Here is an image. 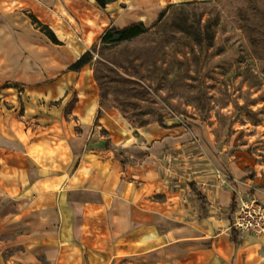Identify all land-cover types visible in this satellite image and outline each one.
<instances>
[{
  "label": "crops",
  "instance_id": "obj_1",
  "mask_svg": "<svg viewBox=\"0 0 264 264\" xmlns=\"http://www.w3.org/2000/svg\"><path fill=\"white\" fill-rule=\"evenodd\" d=\"M204 1L0 0V264H264V237L232 228L239 197L264 203V188L234 193L214 165L173 186L155 164L125 163L188 134L135 128L90 64L69 69L110 27Z\"/></svg>",
  "mask_w": 264,
  "mask_h": 264
},
{
  "label": "rangeland",
  "instance_id": "obj_2",
  "mask_svg": "<svg viewBox=\"0 0 264 264\" xmlns=\"http://www.w3.org/2000/svg\"><path fill=\"white\" fill-rule=\"evenodd\" d=\"M192 3L197 4L191 11V20L201 17L205 10L203 23L208 19L214 23V47L204 50L184 37L182 45L170 44L167 60L174 62L170 79L176 77V81L164 84L160 94L147 96V102H139L142 110L158 115L168 111L153 106L152 99L165 107L160 97H169L187 114L170 111L167 124L180 128L189 140L157 143L150 159L141 152L132 157L121 153L122 160L132 165L144 163L146 167L155 164L158 176L173 186H188L199 171L211 170L214 165L220 178L234 182V193H254L264 188V101L258 100L260 95L264 97V0ZM138 11L139 18L146 16L142 9ZM145 26L149 32L131 46L161 36L173 41L169 27L149 23ZM177 51L184 53L182 64L172 60L179 58ZM102 102L115 108L112 98ZM248 111L257 113V123L252 122ZM235 165L241 167L240 177L234 171Z\"/></svg>",
  "mask_w": 264,
  "mask_h": 264
},
{
  "label": "trees",
  "instance_id": "obj_3",
  "mask_svg": "<svg viewBox=\"0 0 264 264\" xmlns=\"http://www.w3.org/2000/svg\"><path fill=\"white\" fill-rule=\"evenodd\" d=\"M113 0H96L101 8H106L107 4ZM197 3H183L170 5L160 15L158 24L153 27L167 26L171 29V40L166 37H159L146 42L140 46L133 45L132 42L147 34L149 28L143 22L135 23L125 28L110 27L102 36L101 40L94 44L70 70H79L83 66L90 64L93 67V77L100 91L101 100L112 98L113 106L120 111L122 116L128 120L135 128H142L151 124H157L162 128H167V115L170 111L178 112L181 115L187 114L180 107L173 105L169 97H160L166 104L165 107L157 100L152 99L151 103L155 107L167 110L165 113L142 110L139 102H147V96L160 94L164 84H172L176 81L170 79L172 71L171 64L174 62L167 60V49L172 43L182 45L181 40L187 38L193 46L209 50L214 47L215 30L214 23L208 19L203 23V15L191 20V11ZM206 4V3H205ZM192 6V7H189ZM42 32L56 45H61L54 32L46 25H42L34 19ZM184 47H187L185 45ZM179 56L174 60L177 64H182L184 53L177 51ZM264 73V69H263ZM173 80V81H172ZM161 96V95H159ZM259 101H264L263 96L258 97ZM173 109V110H172ZM175 110V111H174ZM249 112L252 122L257 123L259 119L257 113ZM157 115L156 119H150ZM192 188L197 192L195 185ZM200 197L201 195L197 193ZM235 207V202L232 203ZM233 234L232 241L236 242Z\"/></svg>",
  "mask_w": 264,
  "mask_h": 264
},
{
  "label": "built area",
  "instance_id": "obj_4",
  "mask_svg": "<svg viewBox=\"0 0 264 264\" xmlns=\"http://www.w3.org/2000/svg\"><path fill=\"white\" fill-rule=\"evenodd\" d=\"M232 228L241 235L264 237V203L254 196H240Z\"/></svg>",
  "mask_w": 264,
  "mask_h": 264
}]
</instances>
